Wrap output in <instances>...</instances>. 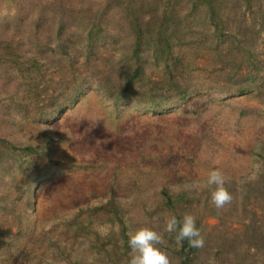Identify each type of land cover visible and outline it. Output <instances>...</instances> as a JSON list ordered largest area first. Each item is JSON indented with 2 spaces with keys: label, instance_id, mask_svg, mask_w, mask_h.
Wrapping results in <instances>:
<instances>
[{
  "label": "rangeland",
  "instance_id": "rangeland-1",
  "mask_svg": "<svg viewBox=\"0 0 264 264\" xmlns=\"http://www.w3.org/2000/svg\"><path fill=\"white\" fill-rule=\"evenodd\" d=\"M18 1L0 0V20L18 8ZM2 43L0 60L6 65L0 64V154L8 152V143L39 144L38 135L46 130L63 138L60 154L52 164L57 168L56 178L38 193L36 190L29 208V193L11 184L13 173L19 170L14 159L7 153V164L0 162V230L9 236L3 238L5 247L23 250L15 260L8 253L6 264H68L72 252L92 258L90 264H128L119 219L98 209L112 199L129 231L140 227L161 231V247L172 264H180L172 251V234L163 232L166 218L155 199V193L162 189L183 190L190 196L188 213L196 217L205 239L196 264H232L233 254L241 264H264V237L259 231L264 227V209L243 200L247 184L264 188L257 178L261 169L257 154L259 147H264V92L212 102L207 91L182 111L163 115L138 112L133 106L105 110L95 99L57 125L46 124L39 111L44 99H37L38 91L29 87V71L25 75L28 81L17 80L21 72L11 65L17 57L12 51L14 45L10 39ZM261 46L259 57L264 58ZM204 65L203 60L195 64V76L203 74L197 69ZM149 169L153 174L146 175ZM212 169L224 173L233 199L218 210L210 205L209 196L210 212L201 210L204 200L199 197L209 194L206 180ZM82 211L80 220L92 222L106 238L105 246L95 250L100 252L97 256L88 253L90 243L82 246L66 226ZM21 228L31 239L25 233L19 236ZM255 237L261 241H253ZM232 246L237 247L232 250Z\"/></svg>",
  "mask_w": 264,
  "mask_h": 264
},
{
  "label": "trees",
  "instance_id": "trees-1",
  "mask_svg": "<svg viewBox=\"0 0 264 264\" xmlns=\"http://www.w3.org/2000/svg\"><path fill=\"white\" fill-rule=\"evenodd\" d=\"M17 6L1 17L0 44L10 39L14 45L17 57L11 65L21 72L17 80L28 81L25 75L29 71V87L38 91L37 99H44L39 111L46 124L57 125L95 99L105 110L133 106L138 112L163 115L182 111L207 91L212 102L264 92V58L258 52L264 45V0H19ZM202 60L206 65L197 71L203 74L195 76L194 66ZM0 64L6 65L1 60ZM56 135L46 130L38 135L39 144L8 143V152L0 154L4 166V156L9 153L19 167L16 174L9 166L8 174L14 175L11 184L29 193L28 208L38 191L56 178L57 168L52 164L63 145V138ZM259 150L257 178L264 187V147ZM145 174H153V169ZM208 198L209 194L199 197L204 200L201 210L211 212L215 206L210 204L208 209ZM155 199L165 218L188 213L190 196L183 190L162 189L155 193ZM243 200L264 209V188L247 184ZM98 209L119 219L122 249L129 255V229L116 201L112 199ZM83 213L66 226L82 246L90 243L88 253L97 256L100 252L95 250L105 246L106 238L92 222L80 220ZM197 226L200 228L198 222ZM259 231L264 237V227ZM19 232V236L25 233L22 228ZM79 234L84 237L79 238ZM174 235L170 241L179 263L196 264L201 248H191L187 240L177 245ZM6 237L0 230V264L8 263V253L14 260L23 255L16 246L5 247ZM232 258V264H241L235 254ZM91 259L72 252L68 264H90ZM48 263L54 264L39 262Z\"/></svg>",
  "mask_w": 264,
  "mask_h": 264
},
{
  "label": "clouds",
  "instance_id": "clouds-1",
  "mask_svg": "<svg viewBox=\"0 0 264 264\" xmlns=\"http://www.w3.org/2000/svg\"><path fill=\"white\" fill-rule=\"evenodd\" d=\"M226 176L220 169H212L207 177L210 204L222 209L230 204L233 196L227 189ZM163 232L174 233L177 245L187 240L191 248L200 249L205 244L204 236L197 226L196 217L185 213L181 217L169 214L164 221ZM127 246L130 249L128 264H172L168 253L163 250L164 235L154 227H140L128 232Z\"/></svg>",
  "mask_w": 264,
  "mask_h": 264
}]
</instances>
